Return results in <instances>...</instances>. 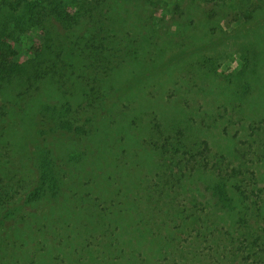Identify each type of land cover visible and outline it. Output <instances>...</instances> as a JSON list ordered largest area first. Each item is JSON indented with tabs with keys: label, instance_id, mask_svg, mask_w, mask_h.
Instances as JSON below:
<instances>
[{
	"label": "trees",
	"instance_id": "obj_1",
	"mask_svg": "<svg viewBox=\"0 0 264 264\" xmlns=\"http://www.w3.org/2000/svg\"><path fill=\"white\" fill-rule=\"evenodd\" d=\"M159 2L0 0V264H264V117L222 152L160 126L149 91L131 108L169 46Z\"/></svg>",
	"mask_w": 264,
	"mask_h": 264
},
{
	"label": "rangeland",
	"instance_id": "obj_2",
	"mask_svg": "<svg viewBox=\"0 0 264 264\" xmlns=\"http://www.w3.org/2000/svg\"><path fill=\"white\" fill-rule=\"evenodd\" d=\"M175 4L184 12L180 18L171 12ZM158 7L159 24L167 25L163 35L169 46L163 56L156 57L163 61L152 77L141 82V91L137 93V86L128 91L131 108L138 114L137 105L149 91L156 100L158 123L180 129L182 144L205 140L213 150L229 152L233 141L219 129L236 128L242 120L240 115L264 117V0H160ZM164 10L169 13L161 17ZM213 11L215 16L209 17ZM157 21L153 20L155 24ZM197 39L215 43L217 58L211 65L202 61L211 48L185 53ZM22 44L18 56L35 45L29 41ZM6 45L12 48L9 42ZM142 67L139 62L122 64L114 79L122 80ZM172 90H177L175 106L168 95ZM184 99L189 105H184ZM142 118L148 116L143 114Z\"/></svg>",
	"mask_w": 264,
	"mask_h": 264
}]
</instances>
